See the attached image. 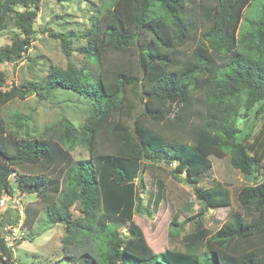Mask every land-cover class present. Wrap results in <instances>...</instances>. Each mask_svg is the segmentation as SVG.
<instances>
[{"label": "trees", "instance_id": "trees-1", "mask_svg": "<svg viewBox=\"0 0 264 264\" xmlns=\"http://www.w3.org/2000/svg\"><path fill=\"white\" fill-rule=\"evenodd\" d=\"M256 1L110 0L102 25L95 19L85 35L90 65L54 67L43 84L0 91V109L30 91L43 101L60 90L86 96L93 107L80 130L63 122L56 139L12 138L0 119V198L18 188L41 197L49 223L66 229L73 264H264V123L258 132L250 122L245 130L237 125L243 110L254 120L264 115V0L249 16ZM40 3L0 0V32L21 30L0 50V64L27 52ZM61 45L70 58L68 36ZM109 55L123 61L112 67ZM101 142L107 151H99ZM78 146L89 159H73ZM212 157L252 182L239 191L241 211L216 232L205 214L231 207L232 196L219 182L197 189ZM155 164L174 165L173 177L193 186L200 203L196 215L170 225V239L178 240L189 224L178 240L183 248L160 254L134 221L151 216L143 174ZM12 258L0 237V264Z\"/></svg>", "mask_w": 264, "mask_h": 264}, {"label": "rangeland", "instance_id": "rangeland-1", "mask_svg": "<svg viewBox=\"0 0 264 264\" xmlns=\"http://www.w3.org/2000/svg\"><path fill=\"white\" fill-rule=\"evenodd\" d=\"M260 1L257 0L250 8L249 16L259 8ZM109 2L110 0H41L37 9L35 34L27 52L15 63L0 64V72L5 75V85L0 91H10L13 86L27 89L31 83L43 84L54 67L66 70L69 63L77 67L90 65L88 56L82 51L88 43L85 35L92 28L95 19L102 25ZM20 10L25 9L20 8ZM20 31L12 26L0 32V50L11 46L15 35H19ZM63 36H68L70 39L72 48L70 58H67L62 50ZM122 61L120 55L108 56V63L113 64L112 67ZM91 69L94 71L93 68ZM92 108V102L86 96L68 90H60L51 100L43 101L36 93L30 91L24 100L16 99L2 107L0 119L8 124L12 138L15 134L19 138L42 136L56 139L63 122L80 130ZM141 110L139 109L138 112ZM247 117L243 110L237 122L239 129L245 130L247 122H250L249 125L258 132L264 123V115L259 120L253 119V113H249ZM107 147L101 142L99 151H107ZM71 154L74 160L90 158L89 151L82 146L76 147ZM212 162V169L200 177L197 189H207L219 182L230 190L232 196L231 207L210 209L205 214L207 228L216 232L233 213L241 211L238 202L239 191L244 186L252 185V182L232 170L227 160L212 157ZM173 169L174 165L166 167L163 164H155V168H148L144 172L146 190L143 191L142 197L151 216L147 213L134 216L135 223L143 229L149 246L156 254L168 249L183 248L178 240L190 230L189 224L185 226L178 240L170 239V225L174 220L180 223L187 217L196 215L200 208L195 188L175 179L172 174ZM16 181L17 178L13 175L10 181L13 187L16 186ZM160 186L163 188L160 189ZM159 190H163L162 198L158 197ZM17 195L22 196H20L21 208H16L11 202H7L3 207L0 206V224L4 221L5 224H12L17 218L19 219L18 224L13 225L19 229L17 242L12 249V262L73 264L69 257L73 256L74 251L70 252L63 244L66 229L63 225L49 223L42 198L37 194H25L19 188L12 192V197ZM74 213L78 215L77 210ZM28 218L33 220L31 225H28ZM7 228L0 226V237Z\"/></svg>", "mask_w": 264, "mask_h": 264}, {"label": "built area", "instance_id": "built-area-1", "mask_svg": "<svg viewBox=\"0 0 264 264\" xmlns=\"http://www.w3.org/2000/svg\"><path fill=\"white\" fill-rule=\"evenodd\" d=\"M21 195H17V196H10V195H5V197H1L0 198V206H5L7 202H11L14 204V206L16 208H21L22 206V199L20 197ZM8 228L6 229L4 235L2 236L4 238V241L6 243V245L13 249L14 244L17 242V231L19 228L14 227V226H7ZM16 239V240H15ZM15 240L13 242H9V241Z\"/></svg>", "mask_w": 264, "mask_h": 264}]
</instances>
